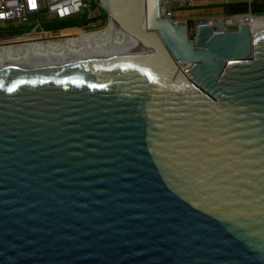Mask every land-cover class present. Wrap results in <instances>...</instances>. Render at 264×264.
I'll use <instances>...</instances> for the list:
<instances>
[{
    "label": "water",
    "instance_id": "95a60500",
    "mask_svg": "<svg viewBox=\"0 0 264 264\" xmlns=\"http://www.w3.org/2000/svg\"><path fill=\"white\" fill-rule=\"evenodd\" d=\"M98 1L145 52L0 69V264H264V30Z\"/></svg>",
    "mask_w": 264,
    "mask_h": 264
},
{
    "label": "built area",
    "instance_id": "2783aa9c",
    "mask_svg": "<svg viewBox=\"0 0 264 264\" xmlns=\"http://www.w3.org/2000/svg\"><path fill=\"white\" fill-rule=\"evenodd\" d=\"M199 1L208 0H158L160 18L169 20L175 26H184L186 30H197L198 25L208 24L212 26L214 32L221 33L238 30L240 25L248 24L252 17H264V13L254 11L258 4L254 0H247L246 12L190 20L187 17L189 12L207 8V5L195 6ZM259 5H264V0ZM103 14L105 12L98 0H0V29L29 28L28 32L16 37L18 40L31 34V31L39 33L40 39L50 38L58 31L46 30L45 22L85 15L86 19L92 21L90 26L95 28L92 32L80 35L86 36L110 29L112 21L108 17L103 21ZM78 37L70 36L62 43H68Z\"/></svg>",
    "mask_w": 264,
    "mask_h": 264
},
{
    "label": "bare ground",
    "instance_id": "6f19581e",
    "mask_svg": "<svg viewBox=\"0 0 264 264\" xmlns=\"http://www.w3.org/2000/svg\"><path fill=\"white\" fill-rule=\"evenodd\" d=\"M248 26L252 33L264 30V17L254 18ZM112 30V31H111ZM146 45L112 22L108 31L82 35L68 43H32L14 49L0 47V69L12 66H45L72 61L123 57L145 52Z\"/></svg>",
    "mask_w": 264,
    "mask_h": 264
},
{
    "label": "rangeland",
    "instance_id": "374dc122",
    "mask_svg": "<svg viewBox=\"0 0 264 264\" xmlns=\"http://www.w3.org/2000/svg\"><path fill=\"white\" fill-rule=\"evenodd\" d=\"M220 1L222 0H211V3H210V7L207 6V8L205 10H200L198 12L194 11V12H189L188 13V18L190 20H192L193 18H205V17H210V16H217V15H223L221 13V5H224V4H228V2H225V3H221ZM226 1V0H225ZM256 4H259V3H263V0H254ZM204 1H199V2H196L195 3V6H201V5H205V4H201L203 3ZM238 2H242V3H245V2H248L247 0H237V3ZM233 3V2H231ZM235 3V2H234ZM218 6V7H216ZM103 28V27H101ZM95 28L93 27H90V28H72L70 29L73 30V31H76L77 33H73V34H65L67 32H63V31H66V30H69V29H65V30H61V31H58L56 32L55 34H53L52 37L50 38H43V39H40V34L39 33H36V31H31L29 35H25V36H22V38L20 40H18L16 37L14 38H11V37H6V38H3V39H0V47H7V46H11L12 48L14 47V49H17L18 47L19 48H22V47H25L27 46L28 44H32V43H43V44H50L49 42H51L52 44H56V43H62L64 42V40L70 36H74V37H78L80 36L81 34H84V33H88V32H92L94 31ZM100 29V28H98ZM108 31V30H106ZM195 34H196V30H187V36L190 40H193L194 37H195Z\"/></svg>",
    "mask_w": 264,
    "mask_h": 264
},
{
    "label": "trees",
    "instance_id": "16d2710c",
    "mask_svg": "<svg viewBox=\"0 0 264 264\" xmlns=\"http://www.w3.org/2000/svg\"><path fill=\"white\" fill-rule=\"evenodd\" d=\"M247 11V5L246 3H238V4H229L224 5L221 7V13L222 14H233V13H241ZM255 12H262L264 13V5H256L254 8ZM107 15L103 14V21H106ZM91 20L86 19L85 15L75 16V17H69L64 20H53V21H47L44 23V28L48 31H61L65 29H69L63 32H67L65 34H73L77 33L76 31H73L70 29L72 28H90ZM29 28H15V27H9L5 29H0V39L6 38V37H17L21 36L24 33L28 32Z\"/></svg>",
    "mask_w": 264,
    "mask_h": 264
},
{
    "label": "crops",
    "instance_id": "0c3cea01",
    "mask_svg": "<svg viewBox=\"0 0 264 264\" xmlns=\"http://www.w3.org/2000/svg\"><path fill=\"white\" fill-rule=\"evenodd\" d=\"M221 3H225V2H228V4L226 3V4H224V5H229V4H238V3H242V2H238L237 3V0H222V1H220ZM231 2H233V3H231ZM235 2V3H234ZM210 3H211V0H208L207 2H203V3H201V4H205V5H207V6H211L210 5ZM246 3V2H245ZM224 5H221V7L222 6H224ZM216 7H218V6H216Z\"/></svg>",
    "mask_w": 264,
    "mask_h": 264
}]
</instances>
